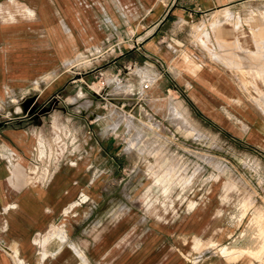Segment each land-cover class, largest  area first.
I'll return each mask as SVG.
<instances>
[{
    "label": "rangeland",
    "instance_id": "374dc122",
    "mask_svg": "<svg viewBox=\"0 0 264 264\" xmlns=\"http://www.w3.org/2000/svg\"><path fill=\"white\" fill-rule=\"evenodd\" d=\"M81 2L95 8L96 15L92 22L80 25V46L75 49L76 40L71 36L76 37L77 32L72 22L66 25L65 33L71 36H65V43L69 41L73 53L64 63L70 90L62 99L65 112L76 115L74 119L81 120L80 124L74 126L72 118H61L60 111L52 112L54 125L42 134L35 133L30 165L26 166L28 171L34 170L31 161L39 152L45 156L42 168L48 165L49 171L75 167L78 161L71 151L77 144L81 152L89 147L96 150V167L90 166L94 183L89 185L88 179L85 183L92 187L80 191L71 201L77 205L62 216L74 221L72 243L77 248H72L78 258L76 264H81L78 254L85 264H125L175 258L192 263L199 253L204 254L202 260L226 263L232 254H221L219 250L230 247L233 241L250 247L244 248V259L264 264V149L247 144L243 148L231 138L220 142L207 137L191 124L184 110L174 105V88L160 80L146 92L148 100L138 102L134 95L140 89L136 74L141 81L151 82L155 77L138 61L131 65L115 62L120 55L126 56V51L137 60L132 53L141 41L139 22L145 15H136L133 1L128 10H122L120 0ZM111 5L113 14H108ZM65 6L77 22L71 2L65 0ZM43 13L39 6L41 21L45 19ZM254 13L247 18L264 20V9ZM193 24L194 39L202 40L206 51L215 54L216 48L211 45L217 40L215 24L210 25L209 32L204 22L201 26L197 21ZM262 46L257 48L263 49L264 42ZM115 77L120 83L113 89L109 85L114 84ZM163 79L167 83L168 79ZM101 85L103 89L98 92ZM13 101L11 95L8 105ZM11 108L0 112V119L12 116L13 111H8ZM175 108L185 115L177 116ZM89 130L90 142L85 138ZM31 141L29 138L27 143ZM58 176L53 175L51 180ZM250 218L253 222L247 227ZM110 249L112 255L106 257L104 252ZM159 249H176L178 255L158 256ZM13 252L19 264L21 257L16 250Z\"/></svg>",
    "mask_w": 264,
    "mask_h": 264
},
{
    "label": "crops",
    "instance_id": "0c3cea01",
    "mask_svg": "<svg viewBox=\"0 0 264 264\" xmlns=\"http://www.w3.org/2000/svg\"><path fill=\"white\" fill-rule=\"evenodd\" d=\"M16 1L34 10L35 17H26L17 5L0 3V112L9 106L12 108L8 111H13L12 116L0 119V264H15L14 250L25 264H41L39 257L44 252L49 258L43 264H76L72 248L74 221L62 216L78 193L90 188L85 185L87 179L89 185L94 183L90 166L96 167V150L89 147L81 152L77 144L71 153L76 155L78 164L55 167L46 182H33L26 166L30 165L35 133L42 134L54 125L50 120L52 112L60 111L61 118H72L74 126L80 124L81 120H75L76 115L65 112L63 107L62 99L70 90L64 63L74 46H80V25L94 20L95 8L81 0H68L77 18L75 22L65 0ZM120 1L122 10H128L133 1L136 15L145 18L139 22L141 41L132 53L137 60L126 51V56L120 55L115 63L131 65L138 61L155 77L151 87L160 80L174 88V105L184 110L191 124L207 137L220 142L231 138L243 148L247 144L263 150L264 48L258 49L257 42H264V20L255 22L247 17L264 9V0ZM39 6L43 8V21ZM108 12L113 14L112 5ZM8 17L14 20L9 21ZM195 21L199 25L204 22L208 32L210 25L215 24L217 40L211 44L216 48L215 54L206 51L202 40L194 39ZM70 22L78 33L76 37L65 33ZM65 36L76 40L73 48L68 40L65 43ZM258 57L263 58L262 63ZM163 78L168 79L167 83ZM11 95L14 103L8 105ZM85 126L90 129L86 122ZM88 134L85 138L90 142V130ZM29 138L31 144L27 143ZM53 175H59L55 181L51 180ZM56 224L64 225L63 242L47 237ZM111 251L104 255H112ZM158 251V256L178 255L176 249ZM203 255L195 254L197 260L192 263L175 258L168 262L125 264H226L217 259L202 260Z\"/></svg>",
    "mask_w": 264,
    "mask_h": 264
},
{
    "label": "bare ground",
    "instance_id": "6f19581e",
    "mask_svg": "<svg viewBox=\"0 0 264 264\" xmlns=\"http://www.w3.org/2000/svg\"><path fill=\"white\" fill-rule=\"evenodd\" d=\"M8 2H9V4H12V5H17V6H19L20 8H21V11L22 12H24L25 13V15H26V17H28V18H30V19H33L34 17H35V11L34 10H32V9H30V8H28V7H26L24 4H22V3H19L18 1H16V0H8ZM9 16H11V15H9ZM264 18V17H263ZM8 19H9V21H13L14 19H13V17H8ZM264 22V21H263ZM13 31V30H12ZM14 31H15V29H14ZM13 31V32H14ZM23 31V30H22ZM11 32V31H10ZM11 35V34H10ZM16 35V34H15ZM263 45V42H257V46L258 47H263L262 46ZM259 58V57H258ZM262 57H260L259 58V60L261 59ZM263 59V58H262ZM261 59V60H262ZM261 60H260V62H261ZM263 62V61H262ZM261 62V63H262ZM228 63H229V61H228ZM264 65V64H263ZM260 67H263V66H260ZM240 68V67H239ZM238 72H239V70H237ZM261 72H263V71H261ZM259 75H260V73H259V71L257 72ZM256 73V74H257ZM262 76V75H261ZM264 79V78H263ZM262 83V82H261ZM222 85V84H221ZM264 85V84H263ZM223 87V86H222ZM264 91V90H263ZM255 93V92H254ZM176 109V108H175ZM178 109V108H177ZM176 109V111L178 112H176L177 114V116H182V115H185V114H181L180 112H179V110H177ZM181 115H180V114ZM184 120V119H183ZM185 121L186 120H184V123H185ZM41 152L43 153V148H41ZM70 165H72V164H70ZM97 180V179H96ZM99 183V182H98ZM92 185V184H91ZM92 187V186H91ZM90 187V188H91ZM88 194V193H87ZM91 195V194H90ZM99 195V194H98ZM88 196V195H87ZM93 197V196H92ZM91 197V198H92ZM86 199V198H85ZM79 201V200H78ZM98 201V200H97ZM21 204H23V203H21ZM14 205V204H13ZM77 204L76 203H71V204H69V206H68V208L67 209H65V214L67 213L68 214V212L70 211L71 212V210L76 206ZM15 209V208H14ZM255 210V209H254ZM253 210V211H254ZM252 211V212H253ZM256 212H257V210H256ZM27 213V212H26ZM254 213V212H253ZM17 214V213H16ZM243 214V213H242ZM258 214H260V213H258ZM256 215V214H255ZM252 216V215H251ZM257 217V216H256ZM259 218V217H258ZM256 220V219H255ZM253 222V219L252 218H250V219H248V221H247V227L251 224ZM256 225V224H255ZM4 226V225H3ZM1 231V230H0ZM245 232H246V230H244L242 233H241V236H244L245 235ZM257 233H259V232H257ZM47 237H49V238H53V239H57L58 241H61V242H63L64 240H65V230L63 229V226L61 225V226H52L51 227V229L49 230V232H48V234H47ZM45 239H46V237H45ZM43 240V239H42ZM31 242V241H30ZM35 243H39V241L38 240H35ZM35 247V246H34ZM244 248H250L248 245H246V246H243L242 247V245L241 246H238L237 244H236V241H233L232 242V244L230 245V247H227V246H222L221 248H220V253L221 254H225V253H228V254H232V256H231V258H229V259H227V260H229V262H226V263H232V264H252V263H250V261L249 260H247V259H244L242 256H243V252L245 251L244 250ZM58 249V248H57ZM237 250H240V251H237ZM42 251V250H41ZM237 251V252H236ZM16 254H17V252H16ZM39 254V253H38ZM53 255V254H52ZM51 256V255H50ZM25 257V256H24ZM78 257L80 258V260H81V264H85V262H86V260H85V262H84V258H83V256L81 255V254H78ZM223 257H225V255H223ZM47 258H49V255L47 254V253H42L41 254V256L39 257V262L41 263V264H43L44 262H45V260L47 259ZM18 261H19V264H23V262H24V259H22V258H19L18 259ZM260 262H262V260L260 261ZM87 263V262H86ZM219 263H221V261H219Z\"/></svg>",
    "mask_w": 264,
    "mask_h": 264
},
{
    "label": "built area",
    "instance_id": "2783aa9c",
    "mask_svg": "<svg viewBox=\"0 0 264 264\" xmlns=\"http://www.w3.org/2000/svg\"><path fill=\"white\" fill-rule=\"evenodd\" d=\"M136 76L138 77V79L140 81L139 82V84H140L139 88L140 89L138 91H136V93H134V95L136 96V99H137L138 102H144L145 99H146V96H145L144 93L151 87V82L141 81V78H140V75L139 74H136ZM117 77H115L116 79L114 78L112 80L114 84H110L109 87L113 86L112 88L114 89V88H116V85H119L120 81L118 80ZM101 89H103V85H101V87L99 88L98 92H100ZM106 89H109L108 92H111L110 88L107 87ZM108 92H106V93H108ZM131 94H132V90H131ZM60 157H61V155H60ZM41 159L45 160V156H41L39 154V152H38V153H36L35 160H32L31 161V163H32L31 166H33L34 170H31V171L29 170L28 173L31 176V180L33 182L40 181V180L43 181V182H46V180L50 177L51 173L53 172L52 170L49 171V169H47L48 165H46L45 167L42 168L43 162H41ZM49 159H50V156L48 157L47 163L49 162ZM73 165H75V164L72 163V166ZM81 197H82V195L79 194V200H80ZM82 200L83 201H86V199H82ZM80 202H82V201L80 200ZM1 248L5 252H8L9 253V251L5 247H1ZM15 264H17V263L15 262ZM23 264H25V263H23Z\"/></svg>",
    "mask_w": 264,
    "mask_h": 264
}]
</instances>
